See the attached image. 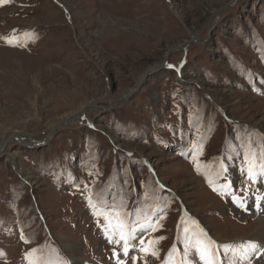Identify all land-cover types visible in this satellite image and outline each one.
<instances>
[{
	"label": "rangeland",
	"instance_id": "374dc122",
	"mask_svg": "<svg viewBox=\"0 0 264 264\" xmlns=\"http://www.w3.org/2000/svg\"><path fill=\"white\" fill-rule=\"evenodd\" d=\"M261 166L264 0L0 4V264H264Z\"/></svg>",
	"mask_w": 264,
	"mask_h": 264
},
{
	"label": "snow or ice",
	"instance_id": "6c2138e0",
	"mask_svg": "<svg viewBox=\"0 0 264 264\" xmlns=\"http://www.w3.org/2000/svg\"><path fill=\"white\" fill-rule=\"evenodd\" d=\"M6 2H8V0H0V4H4ZM5 39H7L8 43H12V40L10 38H5ZM169 67H172V66L169 65ZM254 168H255V164L252 163V164H250V166L248 167V170H247L248 176L252 180L256 179L255 172L253 171ZM259 171L264 172V166H261ZM233 199H235V197H233ZM116 227L121 230L120 231V241L124 242L123 253L125 256H127L128 252H129L130 245L128 243V238H126V236L123 232V228H124L123 222L118 220ZM153 230H155V229H153ZM160 239H163V237H161ZM120 241H117V243H119ZM211 243H214V242H210V244ZM141 244L142 245L144 244L143 240L141 241ZM194 246H195L197 252L199 253L200 260L204 261V264H218V261L216 259V255H217L216 250L212 249L209 245H206L201 241H197ZM224 247H225V249H227L229 246H224ZM141 251L145 252V253L151 251V254L153 256L157 255V252L153 249H150V248H143L142 247ZM262 253H264V248H261L260 245H258L255 242H247L246 244L241 245L240 250H237V254L241 257L242 260H248L252 255L260 256ZM186 255H187V249L185 251V256ZM118 264H123V261H118Z\"/></svg>",
	"mask_w": 264,
	"mask_h": 264
},
{
	"label": "bare ground",
	"instance_id": "6f19581e",
	"mask_svg": "<svg viewBox=\"0 0 264 264\" xmlns=\"http://www.w3.org/2000/svg\"><path fill=\"white\" fill-rule=\"evenodd\" d=\"M15 54H20V52H16ZM12 61H13V59H12ZM11 63H16V62L13 61ZM21 135H23V134H21ZM249 201L251 202L252 205H253V201L255 202L254 203V207H255L254 209H255V211H262V212H264V194H260L257 197H253V195H252ZM250 230H253V232L250 233V234L253 235L254 238H256L258 241H264V217H262L261 221H259L258 223H254L251 226V229ZM250 234H249L248 237L251 236ZM74 246H75V244H74ZM76 246H78V244H76ZM69 248H71V250H72L73 249V246L71 245ZM74 249L76 250V247H74ZM78 262L79 261L75 260V264H77Z\"/></svg>",
	"mask_w": 264,
	"mask_h": 264
},
{
	"label": "water",
	"instance_id": "95a60500",
	"mask_svg": "<svg viewBox=\"0 0 264 264\" xmlns=\"http://www.w3.org/2000/svg\"><path fill=\"white\" fill-rule=\"evenodd\" d=\"M139 83H141V80H140V82Z\"/></svg>",
	"mask_w": 264,
	"mask_h": 264
}]
</instances>
